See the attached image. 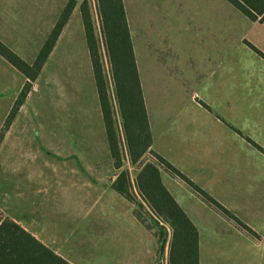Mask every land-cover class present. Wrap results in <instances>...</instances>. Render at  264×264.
Segmentation results:
<instances>
[{
	"label": "crops",
	"instance_id": "obj_1",
	"mask_svg": "<svg viewBox=\"0 0 264 264\" xmlns=\"http://www.w3.org/2000/svg\"><path fill=\"white\" fill-rule=\"evenodd\" d=\"M2 1L4 0H0V3H2ZM9 1L13 2L14 0ZM67 1L68 0H48L47 15L51 17L49 21L51 26L55 24L57 17L62 12ZM81 1L82 0L78 2L77 0L76 6L71 12V15L64 25L45 63L47 62L48 67L49 61L55 58V53L59 50L62 51L60 60L58 62L54 60V62L56 65H61L60 67L64 68L65 73L61 72L56 86L61 94V104L67 111L66 123L68 121L71 125L67 127L65 124H62L61 126L63 130L69 132V136H74L76 138L73 141L75 149H79L78 146L83 143L82 138L84 134H87L84 132L87 118H85L82 82V72L83 70L86 71L89 83L92 85L89 95L92 108V129L95 131V136L99 139L101 144H103V152L109 154L100 102L87 46V58H85L83 52L80 53V57H76L71 54L72 50H61V48H59L67 47V41L70 38L72 27H75L77 31L79 29V33L83 34L85 40L82 17L79 9ZM249 23L251 26L264 25V20L262 22L249 20ZM130 36L139 86L152 137L151 150L167 159V157L164 156L163 150L160 147L155 148V144H158V140L164 134L171 133L172 138H174L178 144L182 143L178 138L184 136L186 138L183 144L184 147L182 148L180 146V148L176 150L187 155L188 164L186 165V171L182 173L203 189L205 185L199 183V180L203 178H208V180L211 178V180H214L213 182H219L220 184L230 186L234 184L236 189L239 190L247 200L252 202L253 210L256 209L264 219V58L251 50L245 41L251 43L263 54L264 47H262L259 42L257 43V41L252 42L242 39L241 42L252 51V53L246 51L245 59L242 58L239 60L236 78L235 75L233 78L234 80L226 81L225 79L222 81V78L221 80L216 78L214 82L215 86H217L216 94L220 98L221 110H223L225 114H219L218 116L212 112H207L208 110L205 108L207 106L206 103L201 104L200 100V104L194 102L195 108L202 107L206 112L202 114L189 113L188 115L178 116L179 118L177 119L173 117L171 123L166 125L165 113L161 107L158 106L157 102L152 100L148 93V65L142 48H140L139 53H136L132 35ZM260 42L262 43V40H260ZM102 52L103 71L107 82L109 100L113 110L115 131L117 136H119L118 128L123 132V118L115 96V86L110 67L106 60L104 47H102ZM227 55L228 53L226 54V52H223V55L219 59L227 60ZM212 74L213 71L210 72L207 77L203 78L201 82L206 83L209 81L208 78ZM38 78L39 75L33 82L29 94L23 105L19 108L13 122L5 132L0 144V158L4 160L0 163V220L9 218L16 221L44 245L71 264H81V261H86L85 258L88 256H90V264H154L156 248L159 251L157 241H155V239L153 240L147 230L142 226L141 222L136 218L131 201L127 200L112 187V183L117 175L108 185L103 186L99 183V179H97L96 176L94 177L93 174L88 171L85 172V166L87 168L99 167L100 161L98 158L91 162H80L79 168L81 169V176L53 180L58 186H60L59 183L66 186V188H60L62 192L69 191V188L75 190L73 199L68 200V202H63L62 199L59 204H57V199L51 197L52 195L49 194L50 189L47 187V164H49L50 156L48 154L50 153V147H46L45 145L42 147L44 154H48H45L47 156L45 157L46 159L42 158L39 161L40 164L36 165H22L15 156H13V150H15L16 147L10 144L7 145L6 142H9V136H13L14 126L19 122L18 113H22L27 100L32 97L33 93L38 91ZM69 79L74 82L72 85L68 82L66 83ZM59 81H61V87ZM80 96H83V99L80 98ZM177 114L180 115L181 112L178 111ZM185 119H187L186 126L185 123H183ZM225 121H227V123ZM34 123L35 124L30 123L32 126L29 129V132L33 135L29 134L28 136L32 137L33 141H35L34 135L35 137L36 135L40 137L46 136L44 122L41 121L38 123L34 121ZM225 123L227 125L229 124L230 128L226 126ZM36 126L40 128L37 130ZM164 126L165 128L163 129L162 127ZM21 128H23L22 125ZM168 129H170L169 133ZM250 140L260 146L263 151L254 146ZM76 141L77 145H75ZM97 146L98 145L94 143H89L86 148L89 150V153L94 152L97 154ZM24 147L27 148L28 146ZM58 147H60L58 151L63 153L61 149L62 142L58 144ZM154 148L156 150H154ZM58 151L57 153H60ZM61 153L60 156L57 154L59 160H67V153H64L66 155L64 158ZM34 158L36 159V156ZM112 166L115 170H119L122 167L116 169L113 161ZM175 167L177 168L176 165ZM73 169L74 168H71L70 170ZM171 178L177 180L171 181L177 189H175V186L172 184L165 183L162 177L161 181L198 231V263L226 264L229 258L222 255L226 253V250L221 247V245L216 246V244L211 241L212 234L216 233V231L218 232V230L212 228L209 220H207L208 218L197 210L192 203L181 196L179 190L183 189L184 191H188L191 197H194V195L198 197V195L195 192H191V190H189L191 188L181 179L175 176ZM19 180H21V183L18 184ZM4 184L6 186H4ZM19 185H24L25 187L19 188ZM12 192L18 193L16 199H13ZM19 193H21L22 196H19ZM37 195H43V201L47 199V210L36 207ZM5 196L9 197L5 199ZM40 196L39 198L42 199ZM14 197H16V195ZM7 203L12 204L8 205ZM19 206L23 209H28V213L26 214L28 224L24 221L25 216L23 218L22 215L18 217L15 215V217L6 213L10 210L14 212V209H17ZM247 210L250 211V209ZM4 211H6L5 214H2ZM15 211L17 213L21 210L19 208ZM37 211H42L44 218H46L44 222V232L47 233V238L41 237L37 234V231L32 229V225L36 223ZM263 223L260 222L257 225L253 223L250 227L257 234V237L248 234L246 230L236 225L240 233L247 236L255 249L260 250V254H262L260 258L255 260L256 262L254 264H264ZM164 226L167 229L168 237L171 235L170 229L167 225L164 224ZM227 236H229L227 230L220 231L221 240ZM84 242L87 243L88 247L81 245L86 244ZM164 248L169 249V243L168 247L165 243ZM248 264H251V262Z\"/></svg>",
	"mask_w": 264,
	"mask_h": 264
},
{
	"label": "rangeland",
	"instance_id": "obj_2",
	"mask_svg": "<svg viewBox=\"0 0 264 264\" xmlns=\"http://www.w3.org/2000/svg\"><path fill=\"white\" fill-rule=\"evenodd\" d=\"M13 2L4 0L0 3V41L22 60L30 64L34 61L51 31V27H53L49 24L51 17L47 15L48 0H14ZM87 3L103 57L97 1L87 0ZM122 3L125 6L126 21H128L127 25L129 23L128 29L129 33L131 32L130 35H132L136 53H139L140 48H142L148 65L149 96L154 102H157L165 113L167 118H165V124L169 125L173 117L177 119L179 118L178 116L188 115L189 113L202 114L206 110L218 116L223 114L220 98L216 94L217 86H215L214 82L216 78L220 80L222 78V81L225 79L226 81L234 80V75L236 78L239 60L245 59L246 51L252 53L241 42L242 39L252 42L257 41L264 47V25L251 26L249 19L225 0H122ZM260 40H262V43ZM59 48L61 50H72L71 54L76 57H80V53L83 52L85 58H87L84 36L75 27L71 28L67 47ZM61 52L60 50L57 51L54 55L55 58L49 59L48 67L47 62L45 63L37 79L39 89L27 100L22 113H18L19 122L14 126L13 136H9V142H6L7 145L10 144L16 147L13 150V156L19 163L22 165L26 164V166L40 164L39 161L42 158L46 159L45 157L48 154H44L42 147L44 145L50 147H48L50 150L48 155L50 157L49 164H47V187L50 189L49 194L52 195L51 197L57 199V204L62 199L63 202L73 199L75 190L69 188V191L62 192L60 188H66V186L64 184L61 185V183H59L60 186L56 185L55 179L79 176L81 174L80 162L86 163L96 158L99 159V167L87 168L84 165V170L93 174L94 177L96 176L99 179V183L103 186L108 185L123 169L128 171L130 180L133 181L141 162L152 161L156 163L154 156L146 153L138 163L131 164L125 153L123 132L118 128L123 164L119 170L113 168L109 154L103 152V144L95 136V131L92 129V108L89 98L92 85L89 83L85 70L82 72V82L85 118H87L84 132L87 134H84L83 143L78 146L79 149H75L73 141L76 138L69 136V132L63 130L61 126L62 124L67 127L71 125L68 121L66 123L67 111L61 104V94L56 86L61 72L65 73L64 68L54 62V60L57 62L60 60ZM223 52L228 53L229 57L227 55V60L219 59ZM212 71L213 74L208 78L209 81L206 83L201 82ZM24 82L25 78L22 73L0 56V128ZM67 82L71 85L74 83L71 79ZM59 85L61 87V81H59ZM80 98L83 99V96H80ZM200 100L201 104L206 103V110L202 107L195 108L194 102L200 104ZM178 111L181 112L180 115L177 114ZM34 121L38 123L43 121L45 124L44 130L46 131V136L40 137L36 135L35 137L34 135L35 141H33L32 137H28L29 134L33 135L29 132V129L32 124H35ZM225 122L227 123V121ZM30 123L32 124L30 125ZM183 123L186 126L187 119ZM226 123L225 125L229 127L230 125ZM21 125L23 128H21ZM39 128L36 126L37 130ZM162 128L164 129L165 126ZM169 132L170 129H168ZM178 139L182 142L181 144H178L172 138L171 133L164 134L158 140V144H155V148L160 147L168 160L165 159L173 166L179 167L178 169L181 172H184L188 164L187 155L176 150L180 146L184 147L183 144L186 138L182 136ZM60 142H62L61 149L63 153L58 151L60 150V147H58ZM89 143L98 145L96 147L98 149L96 151L97 154L94 152L89 153L86 148ZM75 145H77V141ZM24 146L28 147L25 148ZM155 148L154 150H156ZM57 151L62 154L63 158L66 157L65 154L67 153L68 159L60 161L57 156V154L60 156V153H57ZM35 156L36 159L34 158ZM2 161H4L3 158H0V163ZM71 168L74 169L70 170ZM160 176L165 183L175 186L171 181L176 179L171 178L173 175L163 167H160ZM213 181L211 178L209 180L208 178H203L199 180V183L205 185V188H202L203 190L249 227L253 223L257 225L260 222H264L260 213L256 209L253 210L252 202L247 200L236 189L234 184L230 186ZM19 183H21V180L18 181ZM4 186L6 185L4 184ZM20 187L23 188L25 186L19 185ZM174 188L177 189L176 186ZM189 190L194 192L192 189ZM131 191L134 197V201L131 202L134 214L135 212H140L145 221H139L153 240L157 241V226L152 223L148 213L140 207L141 204L145 210L149 211L138 195L134 183ZM179 193L208 218L207 220H209L214 230H218V232L216 231V233L212 234L211 241L216 246L221 245L226 250V253L222 254L224 257L229 258L226 264H248L249 262L254 264L255 260L261 257L260 250L255 249L249 238L242 235L236 224L222 215L214 206L207 204L201 198H198L199 196L194 195V197H191L188 191L183 189H180ZM15 195L16 197H14ZM17 195L18 193L12 192L13 199H16ZM9 196H5V199ZM19 196H22V194L19 193ZM39 196L37 195L36 207L47 210V199H45V202L43 201L44 196H40L42 199ZM7 204L11 205L12 203ZM19 208L21 211H18L17 214L15 210ZM247 209H250V211ZM5 212L2 214H5ZM6 213L17 217L22 215L23 218L25 216L24 221L28 224L26 217L28 209L26 210L19 206L14 209V212L10 210ZM45 220L46 218H44L42 211H37L36 223L32 225V229L37 231L38 233H35L41 237L47 238V233L44 232ZM221 230H227L229 234L222 240L220 239ZM169 237H167V247ZM81 245L88 247L87 243ZM167 250V248H164V250L158 251L156 248L154 264H168ZM85 260L81 261V264H90V256L85 258Z\"/></svg>",
	"mask_w": 264,
	"mask_h": 264
},
{
	"label": "trees",
	"instance_id": "obj_3",
	"mask_svg": "<svg viewBox=\"0 0 264 264\" xmlns=\"http://www.w3.org/2000/svg\"><path fill=\"white\" fill-rule=\"evenodd\" d=\"M96 1L100 16L101 41L111 70L115 86V96L123 118L122 131L126 156L133 165L138 163L146 153H150L156 160V163L152 161L141 162L133 181L130 180L126 169L121 170L113 181L112 187L132 202L134 201V197L131 188L134 183L138 195L146 204L149 211L145 210L141 204L140 207L148 213L152 223L157 226V244L160 251L164 249L167 241V229L164 224L169 227L171 235L168 249V264H199L198 231L190 218L163 185L160 167H163L167 172L181 179L203 201L214 206L222 215L233 221L240 228L246 230L248 234L257 237V234L250 227L239 220L226 207L190 180L169 161L151 150L152 137L139 86L131 37L122 0ZM225 1L251 21L262 22L264 20V0ZM76 4L77 0L67 1L34 61L30 64L22 60L0 41V56L22 73L25 78V82L0 128V144L5 132L29 94L33 82L43 68ZM79 9L100 102L109 154L114 167L119 169L123 161L122 148L115 131V121L103 71L100 44L95 34L87 0L81 1ZM245 43L254 52L264 58V54L259 49L247 41ZM250 142L262 150L253 141L250 140ZM135 214L138 220L141 222L145 221L140 212H135ZM0 264L71 263L44 245L19 223L12 219L4 218L0 220Z\"/></svg>",
	"mask_w": 264,
	"mask_h": 264
}]
</instances>
